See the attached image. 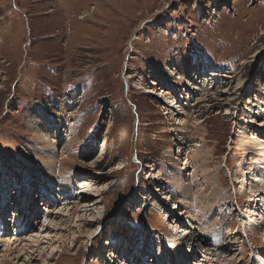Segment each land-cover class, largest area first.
Returning <instances> with one entry per match:
<instances>
[{"label": "rangeland", "instance_id": "374dc122", "mask_svg": "<svg viewBox=\"0 0 264 264\" xmlns=\"http://www.w3.org/2000/svg\"><path fill=\"white\" fill-rule=\"evenodd\" d=\"M260 143L264 0H0V264H264Z\"/></svg>", "mask_w": 264, "mask_h": 264}, {"label": "bare ground", "instance_id": "6f19581e", "mask_svg": "<svg viewBox=\"0 0 264 264\" xmlns=\"http://www.w3.org/2000/svg\"><path fill=\"white\" fill-rule=\"evenodd\" d=\"M84 17H81V19H83ZM172 72V71H171ZM173 74H174V72H173ZM172 74V75H173ZM215 75H216V73H215ZM188 77H192L193 78V80L191 79V81H192V84H191V89H193V90H195L196 89V87L197 88H200L201 87V85H205V82H203V83H201L200 82V84H199V79H201V78H199L198 77V75H194V74H189L188 75ZM180 79H181V77H180ZM205 79H207L206 81H207V83H208V81H209V79L208 78H205ZM204 79V80H205ZM197 84H199V85H197ZM189 88V89H190ZM177 104H179V103H177ZM176 104V105H177ZM43 137H45V139H46V141L47 142H49V140H51V144H53L54 142H53V140L52 139H49V135L44 131L43 132ZM262 140V139H261ZM260 142V141H259ZM49 144V143H48ZM258 146H259V148L263 151L264 150V143L262 144V143H260V144H258ZM51 147H53V149L55 148V146L54 145H52ZM64 150H65V148L63 149V154H66L65 152H64ZM50 153H52V152H50ZM46 159H47V161L48 162H52V159L50 158V157H45ZM263 158H264V156H263ZM47 163V162H46ZM189 164V161H187V164L186 165H188ZM84 186H86V183L85 182H83V185H81V188H84ZM261 192V191H260ZM263 194V193H262ZM2 197V196H1ZM207 198V197H206ZM54 201V200H53ZM206 201H207V199H206ZM46 203H48V201L46 202ZM47 206H49V205H47ZM208 207H210V206H208ZM206 210H207V208L206 207H204ZM1 209V208H0ZM2 210V209H1ZM47 209H45V211H46ZM205 210V211H206ZM48 212H46V213H48V214H46V218L48 217V215L50 214V213H52V210L51 209H49V210H47ZM15 214V216H17L16 217V220L18 219V218H20L21 220H24V218L23 217H26L25 215H24V213H22V215H20L19 213H18V215H17V212H15L14 213ZM29 215V214H28ZM0 217H1V213H0ZM2 218V217H1ZM1 218H0V222H1ZM2 223V222H1ZM3 224V223H2ZM4 226H5V229L6 230H8V225H6L5 223H4ZM3 228V227H2ZM5 230V231H6ZM8 234V233H7ZM121 264H122V262H120ZM4 264H6V263H4ZM125 264H127L126 262H125Z\"/></svg>", "mask_w": 264, "mask_h": 264}]
</instances>
